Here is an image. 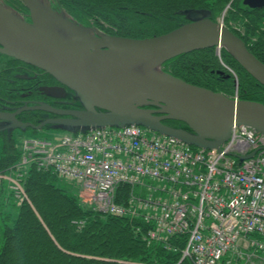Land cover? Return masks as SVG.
<instances>
[{
	"label": "water",
	"instance_id": "obj_1",
	"mask_svg": "<svg viewBox=\"0 0 264 264\" xmlns=\"http://www.w3.org/2000/svg\"><path fill=\"white\" fill-rule=\"evenodd\" d=\"M21 1L30 23L0 7V54L53 77L73 92L82 110H56L48 105L31 108L66 117L47 120L37 127L13 119L26 109L12 115L0 113L1 120L13 124L2 131L41 130L52 125L75 132L139 125L201 149H217L228 140L234 126H246L264 136V104L228 98L161 69L180 55L218 47L264 87V64L222 21L190 12L189 23L168 33L131 39L85 28L51 7L44 8L37 0ZM243 5L263 8L264 0H243ZM154 68L159 73H154ZM56 90L61 89L50 90L49 95L55 97ZM164 121L178 122L188 130L167 127Z\"/></svg>",
	"mask_w": 264,
	"mask_h": 264
},
{
	"label": "built area",
	"instance_id": "obj_2",
	"mask_svg": "<svg viewBox=\"0 0 264 264\" xmlns=\"http://www.w3.org/2000/svg\"><path fill=\"white\" fill-rule=\"evenodd\" d=\"M24 151L25 162L81 184L103 211H145L154 226L150 238L187 234L184 256L195 264H252L256 254L264 255V138L248 127L234 126L220 151L192 150L136 126L29 140ZM120 185L145 199L117 206Z\"/></svg>",
	"mask_w": 264,
	"mask_h": 264
},
{
	"label": "trees",
	"instance_id": "obj_3",
	"mask_svg": "<svg viewBox=\"0 0 264 264\" xmlns=\"http://www.w3.org/2000/svg\"><path fill=\"white\" fill-rule=\"evenodd\" d=\"M53 1L83 26L91 24L110 35L131 39L151 38L174 30L186 23L190 12L206 14L215 21L226 5L230 1L234 2ZM236 2L237 0L226 12L227 23L237 20L245 31V36L255 37L257 42L264 44V34L259 36L256 33L264 28V12L258 14L259 17L250 18L242 8L235 11ZM235 34L243 39L240 34ZM214 51V48H208L178 56L166 62L163 69L189 84L223 93L230 98L237 95L240 100L264 104V87L222 50L219 57L225 56L231 68L237 70L238 93L234 95L235 77L220 67ZM178 61L182 62L181 67H178ZM13 145V141L7 140L3 145L0 157V169L3 173L14 167L18 160L19 153ZM60 184L61 181L55 174L30 167L22 179L28 202L21 204L16 203L12 194L2 185L0 264H192L187 258L181 260L184 237H172L168 240L167 244L174 251L160 243L148 245L143 240L147 226L141 220L95 213L79 203L72 188L68 189Z\"/></svg>",
	"mask_w": 264,
	"mask_h": 264
},
{
	"label": "flooded vegetation",
	"instance_id": "obj_4",
	"mask_svg": "<svg viewBox=\"0 0 264 264\" xmlns=\"http://www.w3.org/2000/svg\"><path fill=\"white\" fill-rule=\"evenodd\" d=\"M241 2L243 4V0H241ZM17 9L16 10L20 12V16L23 20L30 23V15L25 7H18ZM242 11L250 18L253 16L259 17L258 14L264 12V7L254 9L243 5ZM256 33H258L259 36L263 35L264 28L259 29ZM241 36L250 53L264 64V44L257 42V39H254L253 43L244 40L247 38V36H245V31ZM248 36L250 35L248 34ZM53 89H61L56 90L55 97L50 96L48 93ZM43 105H48L56 110H82L81 104L73 98V93L60 85L53 77L31 65L0 54V113L12 115L21 109H26L15 115L13 119L20 123L34 126H39L50 119L66 118L51 112L31 110V108L41 107ZM163 124L170 128L186 130V127L178 122L164 121ZM5 125L11 126L13 124L10 123L9 120L4 121L0 118V129ZM49 127L53 126L46 125L44 128ZM44 131V133H51L54 130L45 129ZM20 134L24 133L18 130L12 133L13 136H18ZM0 135L4 136L3 133Z\"/></svg>",
	"mask_w": 264,
	"mask_h": 264
},
{
	"label": "rangeland",
	"instance_id": "obj_5",
	"mask_svg": "<svg viewBox=\"0 0 264 264\" xmlns=\"http://www.w3.org/2000/svg\"><path fill=\"white\" fill-rule=\"evenodd\" d=\"M2 1H4L5 2V4L7 5V6H9V7H12L19 15H20V12L19 11H17L18 9V7H24V5H23V3H22V1L21 0H2ZM48 2H49V5H50V7H52L53 9H55L57 12H59V13H63L64 15H66V16H68V17H70L72 20H74L65 10H62V9H60V8H58L57 6H56V4H55V2L53 1V0H48ZM232 4H235V0H234V2L233 1H230L227 5H226V7H225V9L222 11V13H221V15H220V17H218V18H216V20L215 21H222L223 23H224V25L227 27V28H231L230 30H233L235 33H238V34H240V35H242L243 33H244V30H243V28L240 26V24L237 22V20L236 21H232V23H227L228 21L226 20V12H227V10L228 9H230L231 8V5ZM236 6H237V9L235 10V11H239V10H241V8L243 7V4H242V2H241V0H237V2H236ZM17 9V10H16ZM236 12V13H237ZM205 15V17H207L206 16V14H204ZM203 15V16H204ZM208 18V17H207ZM234 18H236V14L234 15ZM186 23H189V19L186 21ZM185 23V24H186ZM79 24V23H78ZM79 25H82V24H79ZM85 28H89V29H98L97 27H95L94 25L93 26H91V24L90 25H88L87 24V26L85 25L84 26ZM100 30V29H99ZM101 32L104 34V35H107V36H113V35H110V34H108V33H106V32H104V31H102L101 30ZM165 34V33H164ZM162 35V34H161ZM254 39H255V37H247L246 38V40H247V42H253L254 41ZM214 53L216 54V60H218L217 62L219 63V65H220V67L222 68V69H224V71L226 70L230 75H232V77H235V80H237V77H236V72H237V70L236 69H233V68H231L232 66L231 65H229L230 63H227V58L224 56H222V58L221 57H219L218 55H217V49L216 48H214ZM223 55V54H222ZM183 61V60H182ZM229 62V61H228ZM180 63H182L181 61H178V63H177V65H178V67H181V65H180ZM227 63V64H226ZM237 84H238V81H235V85H236V87L234 88V95H236L237 93H238V86H237ZM64 134V133H63ZM62 134V135H63ZM65 134H68V133H65ZM53 135L54 134H52V135H50V134H43V133H41V134H37V135H26L25 137H30V138H40V139H47V140H50V139H52L53 138ZM16 142L14 143L16 146H17V144H19L21 141L19 140V139H16L15 140ZM5 143H3V142H1L0 141V157H1V155H2V148H3V145H4ZM18 147H19V145H18ZM1 170V169H0ZM61 181V186H64V187H68V189L70 188H72V190H74L75 191V194L77 195V197H78V200H79V203H81L82 205H84V206H87L89 209H91L93 212H95V213H98V210H97V207H95V205H93V204H91V203H89L88 201H90V200H87V196H86V194L85 193H82L81 191H79V189L74 185V184H72V183H69V182H66V181H63V180H60ZM2 180L0 179V190H1V185H2ZM22 184V183H21ZM23 186V185H22ZM25 194H26V192H25ZM26 201L28 200V197H27V195H26ZM0 200H1V192H0ZM15 201V200H14ZM91 202V201H90ZM100 214V213H99ZM0 236H1V223H0ZM257 264V263H256Z\"/></svg>",
	"mask_w": 264,
	"mask_h": 264
},
{
	"label": "bare ground",
	"instance_id": "obj_6",
	"mask_svg": "<svg viewBox=\"0 0 264 264\" xmlns=\"http://www.w3.org/2000/svg\"><path fill=\"white\" fill-rule=\"evenodd\" d=\"M44 8H47V7H50L49 5V2L48 0H37ZM0 7L4 10H6L7 13H10L11 15H14V16H18L17 12L12 8V7H9V6H1L0 4ZM57 30L59 31V26L56 27ZM61 31V30H60ZM172 31V30H171ZM152 71H154V73H159V70L157 68H154L152 69Z\"/></svg>",
	"mask_w": 264,
	"mask_h": 264
}]
</instances>
